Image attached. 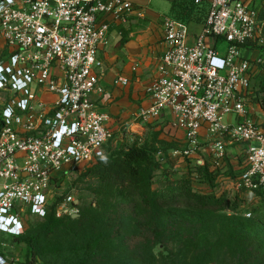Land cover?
<instances>
[{"label":"built area","instance_id":"1","mask_svg":"<svg viewBox=\"0 0 264 264\" xmlns=\"http://www.w3.org/2000/svg\"><path fill=\"white\" fill-rule=\"evenodd\" d=\"M208 2L194 43L187 22L164 18L166 48L146 86L150 103L135 119L170 114L190 143L174 154L190 157L205 138L217 166L227 158V138L241 143L247 167L239 186L255 190L264 186V111L251 99L253 61L261 58L243 50L264 47V16L254 0ZM135 9L129 0H0L6 51L0 60V264H32L2 250L7 236L25 233L27 214L45 217L57 200L56 183L104 155L114 132L110 115L91 98L102 92L98 54L111 21L128 22ZM116 83L126 86L129 79L118 76ZM72 202V195L59 202L57 217L72 215Z\"/></svg>","mask_w":264,"mask_h":264},{"label":"rangeland","instance_id":"2","mask_svg":"<svg viewBox=\"0 0 264 264\" xmlns=\"http://www.w3.org/2000/svg\"><path fill=\"white\" fill-rule=\"evenodd\" d=\"M221 46L223 52L227 44L222 43ZM244 54L251 59L264 58L261 50L251 49L249 53L244 51ZM5 56V45L0 38V60ZM261 82H264V70L252 80L253 94L261 88ZM184 136V131L172 126L169 120L141 122L132 115L120 126L119 131H114L113 137L104 146V153L118 146H131L135 142L138 144L155 142L156 146L163 150L162 155L166 154L167 160L175 162L174 165L168 163L166 167L173 172L170 180L166 178L162 170L156 172L154 188L163 189L171 185L172 180L184 178L189 163L193 167L206 162L215 166V160L208 153L210 142L205 138L201 139V143L192 146L194 152L190 157L174 154V151L183 152L189 148L190 143ZM160 140H165L174 147L168 148L169 145L160 143ZM225 148L227 158L223 165L227 167H230L229 164L234 165L235 170L239 171L245 162L244 146L236 141L229 142L227 138ZM202 160L203 163L198 162ZM83 173L84 170L80 174H72L56 183L53 188V199H58V193L64 199L72 195L74 202L71 203L73 213L71 216L73 218L79 217L85 209H88L91 216L101 212L107 214L106 216L124 214L126 220L121 231H117L118 225L112 222L109 223L103 235L86 230L83 235L74 237L73 233L69 234L67 229L62 228L60 231L48 232L39 237L38 254H33L24 241L7 236L8 242L2 246V250L11 256H16V262L22 261L28 254L32 264H143L140 260L151 261V254H153L154 264H264V216L250 212L258 204L244 206L238 212L229 208L210 213L193 211L180 201L172 204V207H165L160 220L155 223L154 228L162 229L159 238L156 232L154 234L152 229H148L149 225L136 224L138 219L147 220L149 215L140 207L134 209V198H131L130 202L121 204V199L109 197L104 206L98 205L100 196L97 192L100 190V184L96 179L86 177ZM220 183L222 189L228 193L229 205L233 203L234 193L242 190L243 197L249 196L245 193L248 189L239 186V182L227 179L221 180ZM196 189L203 192L210 191L208 186L198 182H196ZM260 212L263 211L260 210ZM25 222L24 234L36 233L43 226L45 219L27 214ZM237 228H243L249 231L252 237L258 238L255 239L256 248L252 251V255L250 252H244L245 249L238 245ZM104 240H106V247L98 252L96 246ZM149 245H152V253L148 250ZM245 254L248 255L247 258Z\"/></svg>","mask_w":264,"mask_h":264},{"label":"trees","instance_id":"3","mask_svg":"<svg viewBox=\"0 0 264 264\" xmlns=\"http://www.w3.org/2000/svg\"><path fill=\"white\" fill-rule=\"evenodd\" d=\"M257 1L264 16V0ZM259 50L264 54V47ZM253 63L257 64L253 76L254 79L264 70V58H261L260 62L253 61ZM260 86L261 88L257 92L252 93L251 99L264 109V82H261ZM2 126L0 117V131ZM160 143L168 144L165 140H160ZM168 145V148L174 147L173 145ZM162 153L163 150L158 148L155 142L143 144L135 142L131 146H118L115 149L106 151L103 156L98 158L96 163L85 168L83 175L96 179L100 184V190L97 192L100 196L98 205L104 206L109 197L121 199V204H125L131 198H134V209L140 207L144 213L146 212L149 215L147 220L138 219L136 224L141 226L149 225L148 229H152L154 234L156 232V236L159 238V234H162V229L157 230L154 228L155 223L160 220L163 210L166 209L165 207H172V204L180 201L193 211L210 213L224 211L229 208L232 211L238 212L244 206H250L252 203H255L258 205L250 212L264 216V186L255 190H246L245 193H248L249 198L242 196V190L234 193L232 205H229L228 193L222 189L221 180L228 179L241 182L240 177L247 167L245 162L239 171L235 170V166L231 164H229L230 167L226 165L217 166L216 164L213 166L209 162H206L201 165L196 164L193 167L189 163L184 173V178L172 180L171 185H167L166 188L155 189L156 172L162 170L166 178L170 180L173 172L166 167L168 163L175 164V162L167 160V155H162ZM196 182L205 184L210 191L203 192L197 190ZM62 199L64 197H59L49 208L46 216L43 217L45 222L38 232H29L18 238L16 237V240L24 241L33 254H38L37 242L39 237L48 232H57L65 228L69 231V234L73 233L74 237L83 235L86 230H92L99 235H103L109 223L112 222L118 225L117 231H121L125 224L126 218L124 214L106 216L107 214L101 212L91 216L88 209H85L77 218H73L71 215L58 218L55 207ZM248 199L251 200L248 201ZM260 210L263 212H260ZM51 211L54 212L51 213ZM237 231L236 240L238 245L245 249L243 250L244 252H250L252 255V251L256 248L254 246L256 245L255 239L258 238L256 236L252 237L251 233L245 231L243 228H237ZM152 242L155 243L156 241ZM152 245L148 246V250L151 253L153 250ZM96 247H98V252L103 251L104 247H106V240L101 241ZM152 256L153 254H151L150 263L146 259L140 260L141 263L154 264ZM247 257L248 255H246ZM31 261L27 254L26 262L31 263Z\"/></svg>","mask_w":264,"mask_h":264},{"label":"crops","instance_id":"4","mask_svg":"<svg viewBox=\"0 0 264 264\" xmlns=\"http://www.w3.org/2000/svg\"><path fill=\"white\" fill-rule=\"evenodd\" d=\"M129 1L136 9L128 22L111 21L108 42L98 54L103 62V67L97 69L102 92L91 96L97 108L110 115L108 126L113 132L119 131L130 116L135 117L139 108L150 103L146 86L157 77L156 65L166 48L164 18L187 22L190 43H194L204 29L209 7L208 0L200 4L194 0ZM118 76L128 78L129 84H117ZM260 109L264 111L261 106ZM159 120L171 122L172 117L167 114Z\"/></svg>","mask_w":264,"mask_h":264}]
</instances>
